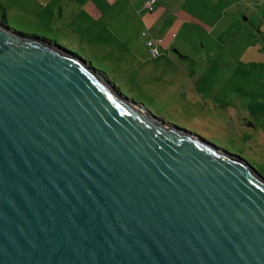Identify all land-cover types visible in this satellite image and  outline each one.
<instances>
[{
  "label": "water",
  "instance_id": "1",
  "mask_svg": "<svg viewBox=\"0 0 264 264\" xmlns=\"http://www.w3.org/2000/svg\"><path fill=\"white\" fill-rule=\"evenodd\" d=\"M0 264H264V176L0 19Z\"/></svg>",
  "mask_w": 264,
  "mask_h": 264
},
{
  "label": "crops",
  "instance_id": "2",
  "mask_svg": "<svg viewBox=\"0 0 264 264\" xmlns=\"http://www.w3.org/2000/svg\"><path fill=\"white\" fill-rule=\"evenodd\" d=\"M149 1L0 0V4L8 22L18 16L26 25L44 28L87 50L99 47L106 59L116 61L115 74L128 77V82L148 85L150 91L166 86L163 93H157V101L167 100L168 93L174 95L176 90L180 92L176 102H182L191 116L213 117L204 108L214 105L219 109L214 113L220 116L214 120L217 123H223L222 110L233 117L234 102L230 103L227 93L220 97L213 91L217 83L214 72L216 77L226 72L220 68L225 64L223 53L207 44H212L210 38L219 40L215 30L220 25L225 24L227 29L234 20L242 25L238 13L228 12L237 0H155L152 11L147 6ZM224 2L226 5H222ZM243 17L248 19L247 15ZM186 26L193 31L202 29L207 44L194 34L181 35ZM149 38L163 39L157 58L151 57L146 44Z\"/></svg>",
  "mask_w": 264,
  "mask_h": 264
},
{
  "label": "rangeland",
  "instance_id": "3",
  "mask_svg": "<svg viewBox=\"0 0 264 264\" xmlns=\"http://www.w3.org/2000/svg\"><path fill=\"white\" fill-rule=\"evenodd\" d=\"M228 12L229 15L238 13L242 25L236 20L227 29L225 24L220 25L215 30L216 34L220 35L218 42L210 38L212 44H207L204 39L206 33L200 28H194L193 31L186 26L181 34L183 36L194 34V38H202V43L207 44L208 48L223 53L225 64L220 68L226 72L217 77L214 72L213 77L217 79V83L213 91L214 94L217 91L220 97L227 93L230 103L234 102L236 108L233 117L232 114L226 116L222 110L221 124L214 121L220 117L214 115L219 111L214 105L204 108L207 112L213 113V117L208 114L205 118L203 116L197 118L186 112L187 110L181 106L182 102H176L179 91L174 90V95L170 91L167 100L157 101L154 98L157 93H163L166 86L162 85L157 90L150 91L148 85L146 87L145 84L128 82V77H118L115 74L116 61L106 59L99 52L98 45L94 50H87L84 45H75L52 35L44 28L26 25L18 16L10 17L7 25L18 32L49 39L81 56L91 62L94 68L106 73L125 96L144 104L153 115L199 135L218 148L246 159L264 176V0H237L236 6L230 8ZM244 15H247L248 19L245 20ZM177 29L178 26L174 32L177 33Z\"/></svg>",
  "mask_w": 264,
  "mask_h": 264
},
{
  "label": "built area",
  "instance_id": "4",
  "mask_svg": "<svg viewBox=\"0 0 264 264\" xmlns=\"http://www.w3.org/2000/svg\"><path fill=\"white\" fill-rule=\"evenodd\" d=\"M155 0H150L147 3L148 8L152 11L153 10V4H154ZM163 42L162 38H149L146 42L147 46L150 48V54L151 57L153 58H157L161 55V49H160V45Z\"/></svg>",
  "mask_w": 264,
  "mask_h": 264
},
{
  "label": "trees",
  "instance_id": "5",
  "mask_svg": "<svg viewBox=\"0 0 264 264\" xmlns=\"http://www.w3.org/2000/svg\"><path fill=\"white\" fill-rule=\"evenodd\" d=\"M0 15H1V18L0 19H2L6 24H8L9 22L5 19V9H4V7H3V5L2 4H0ZM19 33H21V32H19ZM22 35H26V36H36V37H39V36H37V35H34V34H27V33H21ZM40 38H42V37H40ZM76 57H78V58H80V59H84V58H82L81 56H79V55H77V54H75V53H73ZM84 60H86V59H84ZM88 62V61H87ZM89 63V62H88ZM100 74H102V75H104L107 79H109V77L108 76H106V73H104V72H102V71H99V70H97ZM110 80V79H109ZM111 81V80H110ZM112 82V81H111ZM116 84V83H115ZM116 87H117V89L118 90H120V91H122L117 85H116ZM123 92V91H122ZM124 93V92H123ZM261 173V172H260ZM262 174V173H261ZM263 175V174H262Z\"/></svg>",
  "mask_w": 264,
  "mask_h": 264
}]
</instances>
